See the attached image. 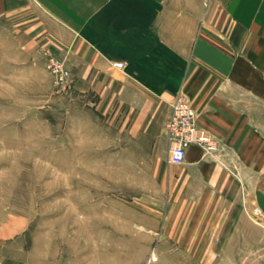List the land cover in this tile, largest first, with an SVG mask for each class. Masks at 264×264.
Listing matches in <instances>:
<instances>
[{"label": "crops", "instance_id": "0c3cea01", "mask_svg": "<svg viewBox=\"0 0 264 264\" xmlns=\"http://www.w3.org/2000/svg\"><path fill=\"white\" fill-rule=\"evenodd\" d=\"M0 18L10 20L29 51L74 63L77 87L95 93L99 106L121 111L129 138L149 140L151 154L158 141H167L170 102L182 90L199 124L236 161L213 165L199 145L187 147L185 170L164 177L173 211L170 235L211 236L218 229L214 235L236 230L246 237L247 223L259 236L258 225L264 228V0H0ZM115 60L123 66H113ZM183 189L194 190L188 202L179 201ZM253 206L260 208L259 222L249 214ZM153 217L156 226L169 220L166 214ZM183 221L187 227L181 230ZM29 224L23 213H1L0 264L88 260L67 245L60 255L37 258L25 245Z\"/></svg>", "mask_w": 264, "mask_h": 264}, {"label": "rangeland", "instance_id": "374dc122", "mask_svg": "<svg viewBox=\"0 0 264 264\" xmlns=\"http://www.w3.org/2000/svg\"><path fill=\"white\" fill-rule=\"evenodd\" d=\"M27 47L0 18V215L29 217L25 245L37 258L60 255L67 245L87 257L83 264H264L260 225L259 236L247 223L246 237L236 230L214 235L218 229L211 236L170 235L164 177L186 163L165 166L167 141L151 154L149 140L129 138L121 111L99 106L95 93L77 87L74 63L64 60L72 88L60 89L46 56ZM214 140L212 164H235ZM193 191L183 189L179 201ZM155 214H166L167 225L156 226Z\"/></svg>", "mask_w": 264, "mask_h": 264}, {"label": "built area", "instance_id": "2783aa9c", "mask_svg": "<svg viewBox=\"0 0 264 264\" xmlns=\"http://www.w3.org/2000/svg\"><path fill=\"white\" fill-rule=\"evenodd\" d=\"M112 65L121 68L123 61L115 60ZM47 68L53 77L54 85L60 89L72 88L69 68L64 63V59L48 56ZM197 115V111L184 92L179 90L170 102L169 113L165 121L169 163H180L184 159L187 147L191 144L199 145L208 154H211L216 147L214 137L204 126L199 124ZM249 214L259 222L261 211L258 206H253Z\"/></svg>", "mask_w": 264, "mask_h": 264}]
</instances>
